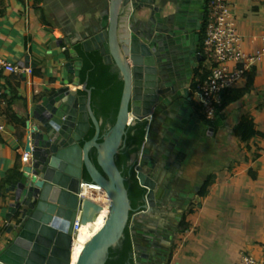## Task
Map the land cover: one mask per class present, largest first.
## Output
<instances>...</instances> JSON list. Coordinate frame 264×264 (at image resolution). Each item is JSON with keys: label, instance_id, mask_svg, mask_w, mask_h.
<instances>
[{"label": "water", "instance_id": "water-1", "mask_svg": "<svg viewBox=\"0 0 264 264\" xmlns=\"http://www.w3.org/2000/svg\"><path fill=\"white\" fill-rule=\"evenodd\" d=\"M198 2L98 0L89 22L78 26L71 41L77 38L87 51H100L105 63L124 79L117 121L102 136V121L93 108L94 89L81 77L84 59L71 49L73 61L66 67L74 78L36 95L28 108L22 141L32 163L21 166L20 182L7 188L11 195L5 217L7 242L0 248V264H72L82 182L105 188L112 207L110 211L86 200L87 209L109 217L97 234L88 237L77 264H106L110 249L122 246L128 227L135 264L172 262L170 252L182 212L201 190L188 189L198 148L205 147L206 138L226 122L222 115L210 123L196 112L189 88L168 84L173 75L180 80L177 64L181 59L174 57L176 51L189 53L190 63L192 57L197 63L205 60L199 52L204 11L197 23L192 18ZM172 37L178 39L176 44L168 42ZM30 66L37 64L27 56L24 67ZM139 121L147 123V136L131 163L136 165L146 196L143 205L134 209L116 158L128 129ZM93 126L96 134L86 141ZM93 148L99 152L98 165L90 156ZM156 208L164 216L173 211L181 217L168 216L161 223ZM84 220L93 218L89 215Z\"/></svg>", "mask_w": 264, "mask_h": 264}, {"label": "crops", "instance_id": "crops-1", "mask_svg": "<svg viewBox=\"0 0 264 264\" xmlns=\"http://www.w3.org/2000/svg\"><path fill=\"white\" fill-rule=\"evenodd\" d=\"M97 1L0 0V56L22 67L30 56L37 64L36 67L30 66L33 70L40 67L39 61L48 64L44 76L35 74L40 78L38 83L30 79L26 81L18 74L0 77V113L11 124L10 133L0 136V190L7 201L0 207V248L7 242L5 217L11 198L7 188L16 184L5 187L4 182L16 166H22V156L26 153L23 138L17 139L12 134L16 127L25 135L26 126H17L15 120L27 118L28 121V108L36 95L60 87L65 80L71 79L66 65L72 62L69 59L71 49L81 44L76 41L77 38L71 41V36L75 37L79 25L89 22L90 13L98 9ZM231 1L236 10L238 28L246 40L245 45L252 47L251 38L264 32L261 25L264 0ZM65 46L70 47L69 51L63 50ZM256 69V89L247 95L245 101L227 109L225 125L217 137L207 141L201 158L191 172L190 191H195L197 187H201L202 191L209 178L214 177L215 182L210 186L208 196L197 192L192 203L196 209L189 215L197 230L177 231L179 252L170 264H240L239 259L246 246L258 248L255 247L258 222L251 209L242 207L241 200H264V141L261 155L254 159V146L241 150L234 133L248 109L255 110L257 129L264 132V112L256 111L258 102L264 98V62ZM248 82L247 79L246 85ZM156 210L160 212L161 223L167 221L168 216L170 219L181 217L173 211L164 216L160 209Z\"/></svg>", "mask_w": 264, "mask_h": 264}, {"label": "built area", "instance_id": "built-area-1", "mask_svg": "<svg viewBox=\"0 0 264 264\" xmlns=\"http://www.w3.org/2000/svg\"><path fill=\"white\" fill-rule=\"evenodd\" d=\"M236 20V10L231 0H209L203 40L204 77L198 80L193 96L194 102L199 104L205 119L209 122H215L220 117L224 92L231 88L245 87L250 70L264 62V32L253 36L251 38L253 46L246 47V40L240 32ZM261 25L264 29V14L261 18ZM63 50L68 51L69 48L65 46ZM4 74L24 75L35 83L40 81L32 68H24L0 56V77ZM10 127L11 124L0 113V136H7L10 133ZM12 134L17 139H22L24 136V133L16 127ZM31 163L32 155L28 152L24 153L22 166H29ZM78 196L81 202L77 208L73 232L72 262L74 245L77 239L81 238L80 231L84 223H87L84 218L90 215L94 219L99 213L104 215V220L109 217L100 211L94 212L87 209L86 200L110 211L112 207L111 197L105 188L98 184L82 182ZM6 204L4 192L0 190V207ZM92 237L91 235L89 238ZM89 238L83 239L84 246L90 241ZM240 264H264V246L258 254L244 253Z\"/></svg>", "mask_w": 264, "mask_h": 264}, {"label": "trees", "instance_id": "trees-1", "mask_svg": "<svg viewBox=\"0 0 264 264\" xmlns=\"http://www.w3.org/2000/svg\"><path fill=\"white\" fill-rule=\"evenodd\" d=\"M206 28V27H205ZM69 47V46H68ZM70 49V47H69ZM75 49L84 59V66L81 71L82 81L88 82L89 87L94 89L93 92V108L97 117L102 121V136L106 134L117 121L123 94L125 90V82L120 73L114 66L107 65L100 51H87L82 44L75 45ZM69 51V50H68ZM70 61H73L69 56ZM40 67L34 70V73L39 76H44L48 69V64L39 61ZM256 67L252 68L248 73V84L241 88H231L224 92L223 106L220 108V116H226V111L232 106H235L242 101H245L247 95L255 90L254 78L257 74ZM204 77V70L199 75V79ZM74 77L71 76V79ZM198 81L195 82L193 96L197 88ZM85 94V92H83ZM196 109H200L199 104L194 102ZM257 112H264V98L257 105ZM202 112V111H201ZM27 118L15 120V124L19 127H25ZM211 123V122H210ZM234 133L239 139L241 150L246 147L252 149V156L257 159L263 150L262 142L264 141V132L257 129L255 123V110L248 109L244 112L241 122L237 125ZM96 134V128L93 126L90 130L86 141L93 139ZM147 136V123L137 122L130 126L125 138L124 146L121 152L117 155L116 161L119 169L122 171L125 178V183L129 191L130 200L134 209L140 208L143 205L146 196V189L140 184L136 165L131 163L134 154L141 151L144 146ZM104 138H102V142ZM92 161L98 165L99 152L97 148H93L90 152ZM248 160V157H246ZM237 161H239L237 159ZM89 178V177H88ZM21 180V164L16 166L8 175L4 186L7 187L12 183H19ZM215 182V178H209L200 191V195L208 196L210 186ZM196 209V205L192 204L185 212L182 221L178 226V232L182 233L188 230H197L193 227L189 220V215ZM179 252V246L175 244L171 248L170 259H173ZM106 264H135L134 263V240L130 227L126 229V234L122 242V246L112 247L110 249L108 261Z\"/></svg>", "mask_w": 264, "mask_h": 264}, {"label": "flooded vegetation", "instance_id": "flooded-vegetation-1", "mask_svg": "<svg viewBox=\"0 0 264 264\" xmlns=\"http://www.w3.org/2000/svg\"><path fill=\"white\" fill-rule=\"evenodd\" d=\"M208 2H209V0H199L198 6L196 8L197 11H196L195 15L192 17L193 18V22L197 23L198 19L200 18V16L202 15V13L204 11V13L202 15L203 16V19H202V30L199 33L200 34V48H199V52H201L202 54H203L204 31H205L206 22H207ZM198 15H200V16H198ZM183 21H186V20L184 19ZM181 32L182 31H178V33H181ZM168 42L176 44L178 42V39L172 37V38L168 39ZM175 54L176 55H174V57H178L179 59L182 60V61L179 60V64H177L178 70L180 71V80L177 79V81H176V78L173 75L172 77H170L168 79V84L173 87L175 85V83H177L178 87H182L183 86L182 87V88H184L183 90H185V88H189V90L193 93L195 82H197L199 80V75L204 70V61L205 60H203L202 62L197 63L196 59H193L194 57H192V60H191V63H190L189 58H188L189 53L176 51ZM171 63H172V61L170 59V64ZM190 86H192V87L190 88ZM196 112H198L205 119V117H204V115H203V113L201 112L200 109H196ZM222 128H220L219 130H221ZM219 130H218V132H216L214 134V136H208L206 138L207 141H210L212 138L217 137V134H219ZM204 148L205 147L203 145L198 148V150H199L198 151L199 159L201 158V155L203 153V149Z\"/></svg>", "mask_w": 264, "mask_h": 264}, {"label": "rangeland", "instance_id": "rangeland-1", "mask_svg": "<svg viewBox=\"0 0 264 264\" xmlns=\"http://www.w3.org/2000/svg\"><path fill=\"white\" fill-rule=\"evenodd\" d=\"M68 47V46H67ZM69 48V47H68ZM8 122L10 123L9 119L6 117ZM240 155V154H239ZM241 204L243 208H249L253 212V217H256L257 220V225H258V242L255 247H258L257 249H251L252 247L244 248L243 253L241 255V260L243 257L244 253L247 252H254V253H259L264 246V200H247L243 199L241 200ZM183 242V240H181ZM252 245V244H250ZM260 250V251H259ZM238 260V261H239Z\"/></svg>", "mask_w": 264, "mask_h": 264}, {"label": "bare ground", "instance_id": "bare-ground-1", "mask_svg": "<svg viewBox=\"0 0 264 264\" xmlns=\"http://www.w3.org/2000/svg\"><path fill=\"white\" fill-rule=\"evenodd\" d=\"M104 215L99 213L97 214L93 221L84 223L83 228L80 231V237L78 238L74 245V254H73V262L72 264H77L78 258L84 247L83 239L94 236L97 234L105 225Z\"/></svg>", "mask_w": 264, "mask_h": 264}]
</instances>
